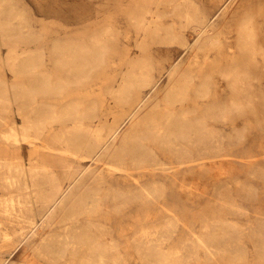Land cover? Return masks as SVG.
<instances>
[{"label":"bare ground","instance_id":"obj_1","mask_svg":"<svg viewBox=\"0 0 264 264\" xmlns=\"http://www.w3.org/2000/svg\"><path fill=\"white\" fill-rule=\"evenodd\" d=\"M164 1L171 6L170 11H154L151 19L142 12L140 19L132 17V23L143 31L164 22L158 31L163 40L180 41L185 50L203 52V64H211L208 52L224 43V31L219 30L213 17L203 13L196 0ZM12 9L0 3V32L8 39L22 34L9 32L8 27L14 24L3 18ZM168 14L179 18L178 22H165L163 18ZM187 27L196 34L194 43L182 32ZM258 36L257 23L248 24L240 39L246 45L252 44L250 49L253 55L261 56L264 69V48L258 45ZM109 41L106 34L90 36L85 43L54 40L51 51L56 63L71 76L52 78L46 73L42 69L45 53L38 47L35 52L19 54L15 67L17 72L27 74L32 84L12 87L0 81V105L20 101L23 118L21 131L4 137L16 147L27 143L32 148L29 168L0 162V170L7 171L0 173V190L23 191L22 196L0 199V216L8 219L7 225L17 226L12 231L0 226V251L1 242L11 233L17 249L47 223L55 225V233L43 238L35 252L48 261L64 260L69 252L79 250L89 263L115 264L119 243L114 236L116 227L108 221L135 203L147 208L142 220L151 218L152 207L158 208L161 215L167 181L195 193L199 185L208 184L216 159L223 163L230 157L226 142L236 144L245 138V126L233 123L239 122L246 106L256 103L255 85L248 71L239 68H222L215 78L209 70L201 75L195 67L198 63L184 66L178 62L157 72L150 59L131 54L110 91L115 104L121 106L120 113L114 122L101 128L90 124L99 117L95 106L81 107L85 102L79 100L54 101L66 96L69 88L89 83L95 73L108 67L112 55ZM136 41L139 47L144 45V39ZM165 76L168 83L161 102H167L166 109L156 113L153 107L159 106L160 98H150L160 90ZM225 81L247 98H227L217 87ZM260 122L264 126V118ZM58 123L60 127L55 126ZM44 139L47 146L40 141ZM52 153L67 156L58 162L39 156ZM164 225L160 218L155 223H144L137 232L139 241L134 249L153 264H186L183 256L166 252L156 242L163 241L169 232ZM245 237L258 242L264 257V228L248 229L229 221L194 237L193 245L208 257L240 255ZM0 264L6 261L0 259Z\"/></svg>","mask_w":264,"mask_h":264},{"label":"rangeland","instance_id":"obj_2","mask_svg":"<svg viewBox=\"0 0 264 264\" xmlns=\"http://www.w3.org/2000/svg\"><path fill=\"white\" fill-rule=\"evenodd\" d=\"M196 1L203 13L213 17L219 30L225 33L222 38L224 43L208 52L211 57V64L208 66L203 64V52L196 49L185 50L180 41L163 40L161 32L158 31L164 27V22L143 31L132 23V17L136 15L140 19L142 12L146 19H151L154 11H170L171 6L164 0H0L5 8H13L3 17L14 24L8 27L9 32L22 33L21 37L8 39L0 32V81L12 87L30 85L33 82L27 74L16 71L19 54L35 52L40 47L45 53L42 69L46 73L51 74L52 78L71 76V73L59 69L57 59L51 51L53 41L85 43L94 35L106 34L110 37L112 55L108 67L105 66L102 72L95 73L89 83L73 86L66 91V96L54 98L56 102L60 99L59 103L79 100L85 102L81 107L95 106L99 117L90 124L96 128L114 122L115 115L120 113L121 106L115 104L116 99L110 91L117 85V78L126 68L131 54L141 55L147 61L150 59L157 72L172 63L181 62L185 66L193 62L198 63L195 67L201 71V75L205 70H209L216 78L218 70L222 68H239L247 70L254 78L253 92L256 103L246 106L239 122L233 123L245 126L246 136L240 143L226 142L230 157L226 155L227 160L223 163L216 159L210 177L204 176L208 178V184L199 185L198 190L191 193L187 189L174 187L167 181V198L161 215L158 216V208L152 207L151 218L142 220L141 217L147 208L135 203L119 213L114 220L108 221L110 226L116 227L114 236L119 243L118 253H114L115 264H153L134 247L139 241L137 232L140 227L147 222L155 223L159 218L165 222L164 226L169 228V232L163 237V241L156 242L166 252L183 256L186 264H264L258 242L250 237L244 238L240 255L208 257L204 250H197L193 245L194 237L201 236L226 221L248 229L264 228V126L260 122L264 118V69L261 56L253 55L250 49L252 44L246 45L240 39L246 25L257 23L258 45L264 48V0ZM163 20L178 22L179 18L168 14ZM176 30H180L179 27ZM182 32L188 41L194 43L196 34L192 27H187ZM143 39L144 45L139 47L136 40ZM167 83L168 76H165L160 90L151 95V101L157 96L160 98L159 106L153 107L156 113L166 109L167 102L161 100ZM217 87L222 89L221 93L230 100L247 98L246 94L242 96L235 91L228 81L218 83ZM20 104V101H14L0 105V162L20 163L29 168L32 150L30 145L22 143L19 144L20 147H16L4 137L14 131H21L23 118L19 110ZM5 108L7 110L3 111ZM110 109L115 110L109 112ZM55 126L60 127L59 123ZM128 126L129 124L123 130ZM45 139L40 141H44L47 146ZM42 142L39 145L44 148ZM54 147L52 145V150L56 149ZM39 156L49 159L50 162H58L67 155L52 153ZM54 168L60 173L59 168ZM6 172V169L0 170V173ZM17 195L22 196L23 191L15 188L0 190V199ZM7 220L0 216V226L9 231L17 228L14 224L7 225ZM120 226L122 230H119ZM55 228V225L50 227L45 223L27 243H22L17 249L14 244L15 235L11 233L1 242L3 248L0 251V259L5 260L6 264H92L87 262L84 252L79 250L69 252L64 260L55 263L36 253L35 248L43 238L53 236Z\"/></svg>","mask_w":264,"mask_h":264}]
</instances>
